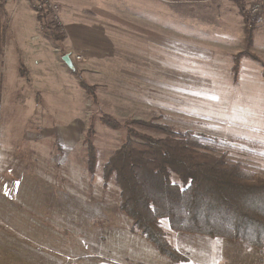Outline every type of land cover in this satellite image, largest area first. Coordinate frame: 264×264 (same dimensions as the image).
Listing matches in <instances>:
<instances>
[{
    "label": "rangeland",
    "instance_id": "obj_1",
    "mask_svg": "<svg viewBox=\"0 0 264 264\" xmlns=\"http://www.w3.org/2000/svg\"><path fill=\"white\" fill-rule=\"evenodd\" d=\"M29 1L34 24L23 22L29 27L15 35L9 28L0 60V190L17 193L14 207L40 240L50 231L51 241H133L130 258L149 259L134 248L151 246L130 232L118 187L101 176L123 140L100 123L103 114L209 138L217 154L264 178V5L263 20L247 26V45L231 0ZM243 1L249 11L252 0ZM36 41L38 57L32 51L30 64H21L22 48ZM86 137L97 151L93 179ZM161 226L174 249L187 245L191 257L211 259L203 255L209 238ZM184 237L201 242L192 247ZM227 243L221 250L217 243L221 255Z\"/></svg>",
    "mask_w": 264,
    "mask_h": 264
},
{
    "label": "trees",
    "instance_id": "obj_2",
    "mask_svg": "<svg viewBox=\"0 0 264 264\" xmlns=\"http://www.w3.org/2000/svg\"><path fill=\"white\" fill-rule=\"evenodd\" d=\"M231 1L243 18L248 45L252 33L247 26L256 22L243 0ZM241 58H232L234 76ZM99 121L123 133L121 145L102 165L104 185L114 181L118 210L129 220L130 232L141 235L158 254L174 263L187 260L168 243L162 220L177 234L264 250L263 177L228 160L226 152L217 154L210 143L216 141L190 131L152 121H119L107 114ZM84 145L86 169L93 179L97 151L87 137Z\"/></svg>",
    "mask_w": 264,
    "mask_h": 264
},
{
    "label": "crops",
    "instance_id": "obj_3",
    "mask_svg": "<svg viewBox=\"0 0 264 264\" xmlns=\"http://www.w3.org/2000/svg\"><path fill=\"white\" fill-rule=\"evenodd\" d=\"M0 5V60L2 61L3 57L1 58V56H3L2 52L5 47L4 39L9 28L12 27L14 35L24 32L29 26H26L23 22L27 21L29 24L33 22L34 24L35 15L31 11L29 0H22L19 6H15L12 2L0 0ZM8 13L11 16L7 20V26L4 27ZM43 40L45 39L43 38ZM37 43L38 41L31 46L24 45L22 52L28 54L25 55L21 64L24 63L28 66L32 61L30 56L34 53L38 57L42 45ZM31 52L32 54H30ZM4 63L2 65V62H0V68H6ZM38 63L40 62L37 59L34 64L37 66ZM0 191V264H264V251L256 248H246L242 244L233 243L230 240L216 241V239H209L211 241H206L203 249H207V253L203 255L212 252V257L209 260L191 257L189 252L186 251L187 248H184L187 245L180 247L176 244L175 249L187 258L185 262L181 263H174L158 254L147 241L151 247L143 245L134 247L147 253L149 259L142 261L133 255L130 258V246H132L130 242L133 241H67L63 237L57 239V241H51L50 231H47L46 236L40 240L38 231L34 233L33 230H28L23 225L22 213L20 209L14 207L16 201L12 202V200L17 196V193H13L14 190L9 194L5 190ZM52 230L54 233V229ZM182 240L181 242L184 243H192V247L198 246V243L201 242L190 241L186 237ZM223 241H228L225 245L228 251L224 253L223 250L224 254L221 255L219 250L223 248ZM124 242H126V247L122 251L119 245L124 244ZM217 243L219 244V250Z\"/></svg>",
    "mask_w": 264,
    "mask_h": 264
},
{
    "label": "built area",
    "instance_id": "obj_4",
    "mask_svg": "<svg viewBox=\"0 0 264 264\" xmlns=\"http://www.w3.org/2000/svg\"><path fill=\"white\" fill-rule=\"evenodd\" d=\"M5 2H12L15 5H18L22 0H3ZM40 1V0H36ZM264 5V0H252V2L249 4V16L253 19V21L261 22L263 19V12L262 7Z\"/></svg>",
    "mask_w": 264,
    "mask_h": 264
},
{
    "label": "water",
    "instance_id": "obj_5",
    "mask_svg": "<svg viewBox=\"0 0 264 264\" xmlns=\"http://www.w3.org/2000/svg\"><path fill=\"white\" fill-rule=\"evenodd\" d=\"M62 61L66 64V66L70 69V70H73V64H72V61L69 57V55H65L63 58H62Z\"/></svg>",
    "mask_w": 264,
    "mask_h": 264
}]
</instances>
